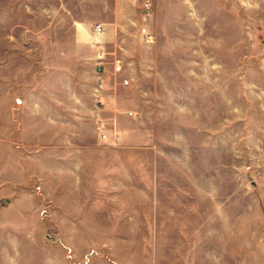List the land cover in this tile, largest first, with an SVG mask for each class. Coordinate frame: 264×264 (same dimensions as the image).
<instances>
[{
    "label": "rangeland",
    "instance_id": "1",
    "mask_svg": "<svg viewBox=\"0 0 264 264\" xmlns=\"http://www.w3.org/2000/svg\"><path fill=\"white\" fill-rule=\"evenodd\" d=\"M0 54V264H264V0H0Z\"/></svg>",
    "mask_w": 264,
    "mask_h": 264
},
{
    "label": "crops",
    "instance_id": "2",
    "mask_svg": "<svg viewBox=\"0 0 264 264\" xmlns=\"http://www.w3.org/2000/svg\"><path fill=\"white\" fill-rule=\"evenodd\" d=\"M85 19H74V23L75 24H83L85 23ZM100 24V23H97ZM102 33V31L100 32H96L95 34L100 35ZM95 42H99L100 39L98 37H93L92 38ZM98 53V51H97ZM96 53V54H97ZM96 54L94 55V68L96 70L97 73H102L105 70V64H106V59H104V62L101 64V66H97L96 65ZM2 56V54H0ZM10 56V55H9ZM12 56V55H11ZM11 65L13 66V60L9 58L8 62H4V63H0V106L2 107V103L4 101L7 100V98H9V100L11 101L15 91L16 93H18V91L16 90V87L12 85V81L10 83V81H5V77L7 76L9 79L12 78L13 72H9L5 73V68L6 66ZM10 66V67H11ZM113 66V65H112ZM8 69V68H7ZM114 71V69H113ZM122 71V70H121ZM115 72V71H114ZM40 83L36 84L35 88H39ZM30 93V95L34 96L37 94L36 90L33 88V90L31 91H26L24 94ZM42 94V92H41ZM101 94V93H100ZM30 97L31 102L33 104V106L31 107V113L24 116V114H21L22 116H20L21 118V127L19 128L18 132L15 133V137L19 138L20 140H27V141H22V143L24 145L27 146L28 150L31 151V153L33 154H37V156H30V160L34 159V157H37L36 159V165L39 163V168L36 170V172L38 174H40V178L42 180V168H43V163L41 160V156L40 153L43 149L50 150V149H54V152H60V150L57 148L58 145H50L49 143V137H50V133H49V128L50 125L52 126L53 124H50V116H49V111L47 109V107H43L42 106V102L43 99L39 102L38 99L35 100L33 99V97ZM15 98V105H12L9 107V119L12 120L13 116L16 115L19 117V114H17V112L22 109V105H23V99H21L20 97H17L16 95L14 96ZM43 98V97H42ZM99 102L103 101V97L100 95L98 98ZM46 102V101H45ZM6 103V102H5ZM9 103V101H8ZM0 107V138L4 137V136H12V127L11 124H9V130H8V134L6 132V128L4 127V125L2 124V120L5 119V115L3 114V109ZM9 120V123H10ZM27 130V131H26ZM103 137H105V134H103ZM2 141L0 140V147ZM80 147H77L75 145H68L65 147V151L63 150L62 152H76V151H80L79 150ZM1 150V148H0ZM43 153V152H42ZM39 155V156H38ZM40 157V158H39ZM39 160V162H38ZM32 161V160H31ZM41 169V170H40ZM48 169V167H47ZM44 182V180H42Z\"/></svg>",
    "mask_w": 264,
    "mask_h": 264
},
{
    "label": "built area",
    "instance_id": "3",
    "mask_svg": "<svg viewBox=\"0 0 264 264\" xmlns=\"http://www.w3.org/2000/svg\"><path fill=\"white\" fill-rule=\"evenodd\" d=\"M94 30L96 32H100L102 31V26L101 24H96L94 27ZM105 55H106V51L104 50V48L100 47L98 50V53L96 54V65L99 67L101 66V64L104 62L105 59ZM112 64H113V69L115 72H120L122 70V64H121V60L117 57H115L112 60ZM128 83V78L123 77L122 78V84H127Z\"/></svg>",
    "mask_w": 264,
    "mask_h": 264
}]
</instances>
